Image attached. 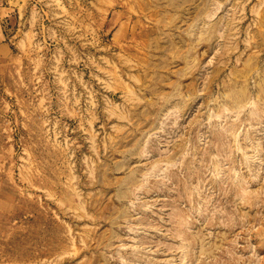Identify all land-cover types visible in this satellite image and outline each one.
I'll use <instances>...</instances> for the list:
<instances>
[{"label": "rangeland", "instance_id": "obj_1", "mask_svg": "<svg viewBox=\"0 0 264 264\" xmlns=\"http://www.w3.org/2000/svg\"><path fill=\"white\" fill-rule=\"evenodd\" d=\"M0 264H264V0H0Z\"/></svg>", "mask_w": 264, "mask_h": 264}, {"label": "bare ground", "instance_id": "obj_2", "mask_svg": "<svg viewBox=\"0 0 264 264\" xmlns=\"http://www.w3.org/2000/svg\"><path fill=\"white\" fill-rule=\"evenodd\" d=\"M256 112V111H255ZM233 132V131H232ZM237 136V135H236ZM236 142V141H235ZM241 144V143H240ZM220 147V146H219ZM232 151V150H231ZM234 154V153H233ZM223 155V154H222ZM240 166V165H239ZM231 168V167H230ZM222 169V168H221ZM218 170H220V169H218ZM232 173V172H231ZM236 173V172H235ZM218 175V174H217ZM239 175V174H238ZM247 176V175H246ZM233 177V176H232ZM217 178V177H216ZM235 178H236V176H235ZM224 179V178H223ZM232 181H234V180H232ZM214 183V182H213ZM240 183V182H239ZM228 185V184H227ZM232 189V188H231ZM242 197V196H241ZM224 208V207H223ZM223 211V210H222ZM231 213H233V212H231ZM217 216V215H216ZM232 216V215H231ZM218 217V216H217ZM219 219V218H218ZM238 219V218H237ZM217 221V220H216ZM220 221V220H219ZM182 223V222H181ZM186 223V222H185ZM221 223V222H220ZM179 224V223H178ZM225 224V223H224ZM180 225V224H179ZM183 225V224H182ZM187 225V224H186ZM229 230V229H228ZM181 231V230H180ZM226 231V230H225ZM182 232V231H181ZM182 235V234H181ZM180 236V235H179ZM222 236V235H221ZM224 236V235H223ZM221 239V238H220ZM182 240H183V238H182ZM234 244V243H233ZM219 245V244H218ZM203 252V251H202ZM232 255V254H231ZM210 256V255H209ZM226 256V255H225ZM216 257V256H215ZM184 261V260H183ZM197 261V260H196ZM212 261H214V260H212Z\"/></svg>", "mask_w": 264, "mask_h": 264}]
</instances>
